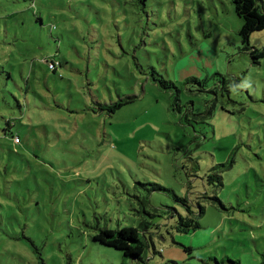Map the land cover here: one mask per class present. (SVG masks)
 Masks as SVG:
<instances>
[{"label": "rangeland", "instance_id": "obj_1", "mask_svg": "<svg viewBox=\"0 0 264 264\" xmlns=\"http://www.w3.org/2000/svg\"><path fill=\"white\" fill-rule=\"evenodd\" d=\"M143 11L135 0H0V264H137L94 236L136 226L144 198L161 214L151 238L162 256L147 264H262L264 57L251 51L264 30L245 48L231 0H146ZM152 72L238 82L225 97L219 84L215 102L190 85L175 98ZM228 160L217 189L207 175ZM157 185L192 212L203 205L201 228L171 230L188 211Z\"/></svg>", "mask_w": 264, "mask_h": 264}, {"label": "trees", "instance_id": "obj_2", "mask_svg": "<svg viewBox=\"0 0 264 264\" xmlns=\"http://www.w3.org/2000/svg\"><path fill=\"white\" fill-rule=\"evenodd\" d=\"M136 6L140 7L141 12L146 7V0H135ZM231 3L234 7L235 15L242 20V26L239 31V36L241 37V42L245 48L249 46V38L250 35L255 32H260L264 30V10L262 6L257 2V0H231ZM39 20V19H38ZM251 54L255 56V59L264 57V49L262 51L252 50ZM47 62V61H46ZM257 62V60H256ZM48 69L51 71H56V69L60 66V64L54 60L47 63ZM52 66V67H51ZM213 79V83H209ZM196 78V77H187L185 78L180 85H177L174 82L167 81L163 76L157 74L156 72H152V80L163 90H173L175 92V98L178 96L180 92V87L183 86H194L196 88V93H205L207 95H214L212 102L217 100V88L220 86V97H225L228 93V89L230 86H234L237 84L238 80L233 78L226 79L222 77V79L216 81L215 74L212 78ZM190 92H193L190 90ZM178 100V98H177ZM122 104H115L114 107L120 108ZM215 107L213 104L212 108ZM178 108L175 105V109ZM189 108H187V111ZM193 110V108H191ZM188 114L191 117H195V115L188 111ZM212 112H209L211 115ZM7 125H10V122H7ZM5 134L7 132H4ZM11 138L13 139V144L17 145L20 143L18 136L11 134ZM17 140V141H16ZM234 161L228 160L225 163L215 165L214 168L210 169V176L207 175L208 180L210 182H214L213 185L215 188H221L222 183V173L230 169L233 165ZM145 186V185H144ZM159 192H165L172 196L176 202L181 203L188 212H185V215H181L180 213L175 216L170 212V216L173 215L175 218L174 225L171 226V230L181 233V234H189L195 232L196 230L201 228L200 219L202 218L205 208L203 205L196 202V211L192 212L190 207L188 206L187 198H180L172 189L161 187L157 185V189ZM149 191V190H148ZM155 191V190H152ZM151 192V191H150ZM212 203L217 204L220 208L225 210V206L219 201L217 196H213L209 198ZM191 201V200H190ZM149 201L144 198L142 201V214L139 210L137 217L138 224L136 226L124 227L120 229L112 230L107 227L97 228V234L94 236V240L108 248H112L122 254V257L125 259H130L137 264H147L148 262V254L150 253H158L162 256L161 252H157L155 250V244L152 240L153 235H159V227L155 225L152 221L153 218L161 217L157 208H150V210H146L147 203ZM193 203V202H192ZM150 218L149 220L147 219ZM169 233V231H167ZM152 249V251H151ZM172 248L168 249L171 250ZM183 252L186 254V259H189L187 255H190L192 249L189 247H182ZM166 251H163L165 254ZM262 264H264V252L261 255ZM163 258V257H162ZM185 258V257H184ZM168 263L177 264L173 260H169ZM201 264H240L238 260H231L228 257H224L220 261L216 258L209 257L205 260H200ZM185 264V263H183Z\"/></svg>", "mask_w": 264, "mask_h": 264}, {"label": "built area", "instance_id": "obj_3", "mask_svg": "<svg viewBox=\"0 0 264 264\" xmlns=\"http://www.w3.org/2000/svg\"><path fill=\"white\" fill-rule=\"evenodd\" d=\"M52 67V66H51ZM17 141V140H16Z\"/></svg>", "mask_w": 264, "mask_h": 264}]
</instances>
